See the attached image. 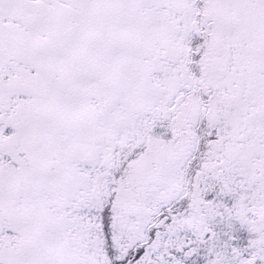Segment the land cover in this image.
Masks as SVG:
<instances>
[{
    "label": "snow or ice",
    "instance_id": "6c2138e0",
    "mask_svg": "<svg viewBox=\"0 0 264 264\" xmlns=\"http://www.w3.org/2000/svg\"><path fill=\"white\" fill-rule=\"evenodd\" d=\"M0 264H264V0H0Z\"/></svg>",
    "mask_w": 264,
    "mask_h": 264
}]
</instances>
